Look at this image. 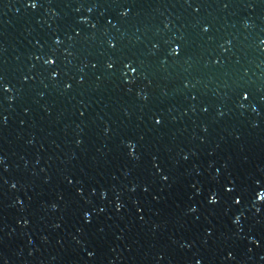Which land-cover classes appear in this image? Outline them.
Instances as JSON below:
<instances>
[{
	"label": "water",
	"instance_id": "1",
	"mask_svg": "<svg viewBox=\"0 0 264 264\" xmlns=\"http://www.w3.org/2000/svg\"><path fill=\"white\" fill-rule=\"evenodd\" d=\"M35 2L0 0V264H264V0Z\"/></svg>",
	"mask_w": 264,
	"mask_h": 264
},
{
	"label": "snow or ice",
	"instance_id": "2",
	"mask_svg": "<svg viewBox=\"0 0 264 264\" xmlns=\"http://www.w3.org/2000/svg\"><path fill=\"white\" fill-rule=\"evenodd\" d=\"M30 6L33 7V8H35V7L37 6L35 0H33V3H32ZM173 51L175 52L176 49H173ZM125 66H126V67H131L130 65H127V64H126ZM108 67L111 68L112 65L109 64ZM132 70L135 71V69H132ZM244 98L247 99V94L244 95ZM156 123L159 124L160 121L157 120ZM165 179H167V177H165ZM225 190H226L227 192H229V193L233 191V189L230 188V187H229V188H226ZM257 198H258L261 202H264V192H260V193H258V197H257ZM210 202H211L212 204L217 203V202H218L217 197H216L215 195H210ZM235 203L239 204L240 201H239V200H235ZM257 211L259 212L260 209L257 208ZM235 222H236V223H239V218H237Z\"/></svg>",
	"mask_w": 264,
	"mask_h": 264
}]
</instances>
